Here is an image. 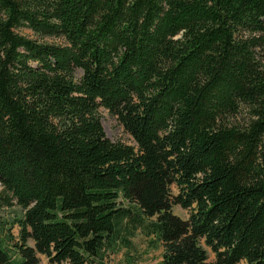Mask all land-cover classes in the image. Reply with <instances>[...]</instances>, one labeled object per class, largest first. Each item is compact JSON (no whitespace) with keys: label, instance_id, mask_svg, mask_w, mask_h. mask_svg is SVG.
Masks as SVG:
<instances>
[{"label":"trees","instance_id":"obj_1","mask_svg":"<svg viewBox=\"0 0 264 264\" xmlns=\"http://www.w3.org/2000/svg\"><path fill=\"white\" fill-rule=\"evenodd\" d=\"M0 186V264H264V0H0Z\"/></svg>","mask_w":264,"mask_h":264},{"label":"rangeland","instance_id":"obj_2","mask_svg":"<svg viewBox=\"0 0 264 264\" xmlns=\"http://www.w3.org/2000/svg\"><path fill=\"white\" fill-rule=\"evenodd\" d=\"M21 34L37 40H43L48 42H60L61 39L51 36H40L34 33L28 27H21L18 30ZM99 114L101 119V124L105 131L106 136L112 140H120L128 144H134L131 136L124 130L122 124L119 123L116 116L110 114V112L105 108H99ZM241 117V116H240ZM245 118V116H244ZM243 119V118H242ZM240 119V120H242ZM1 189V186H0ZM174 192L175 188L172 189ZM173 213L179 215L181 218L185 219L188 216V210L180 207L179 205L172 206ZM20 209L17 206H12L4 208L0 211V216L2 218L13 217V215H19ZM137 229L131 235H128L130 242L128 249L122 246L120 249L114 253H110L107 257L102 260V264H159L161 261L162 247L159 243H151L149 239L151 236H147L142 232L143 227L141 224L136 225ZM18 232V227L16 225L12 228V233L16 237ZM15 241V240H14ZM9 242V245L12 244ZM213 259V254L209 252V260ZM37 264H50L44 255H39V261ZM90 264H97L92 262ZM240 264H244L241 262Z\"/></svg>","mask_w":264,"mask_h":264}]
</instances>
